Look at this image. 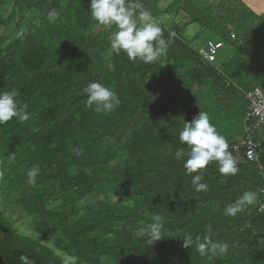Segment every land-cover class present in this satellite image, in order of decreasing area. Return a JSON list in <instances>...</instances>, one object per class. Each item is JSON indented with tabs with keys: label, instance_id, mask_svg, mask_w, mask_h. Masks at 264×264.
Listing matches in <instances>:
<instances>
[{
	"label": "trees",
	"instance_id": "1",
	"mask_svg": "<svg viewBox=\"0 0 264 264\" xmlns=\"http://www.w3.org/2000/svg\"><path fill=\"white\" fill-rule=\"evenodd\" d=\"M12 1L17 13L39 17L20 23L7 44L0 38V91L16 88L30 113L26 122L0 125V264H22L21 255L33 264H64L62 255L77 257L76 264H264V216L253 204L235 217L224 214L246 191L258 198L264 171L234 157L238 174L222 176L212 162L200 181L208 187L197 192L192 176L199 173L187 175L175 159L177 149L188 151L179 132L192 121L176 103L195 85L205 93L202 111L229 146L235 131L242 136L243 92L264 91V15L240 0H171L163 10L159 0H142L166 40L176 33L159 60L144 64L111 49V33L91 18L87 0ZM52 9L59 17L49 21ZM160 13L172 18L169 27ZM36 18L45 32L32 26ZM191 24L199 31L190 40L184 29ZM202 33L231 46L221 67L203 66L197 50L204 44L190 45ZM93 81L116 91L121 104L114 111L87 106L83 89ZM259 163L264 167V154ZM34 166L33 186L27 172ZM100 194L117 203L81 204ZM157 215L166 237L150 244L142 229ZM244 222L246 229L234 231ZM184 233L210 235L228 252L201 256L184 246Z\"/></svg>",
	"mask_w": 264,
	"mask_h": 264
},
{
	"label": "clouds",
	"instance_id": "2",
	"mask_svg": "<svg viewBox=\"0 0 264 264\" xmlns=\"http://www.w3.org/2000/svg\"><path fill=\"white\" fill-rule=\"evenodd\" d=\"M91 18L105 30L111 33L110 47L116 53H124L130 61H142L150 64L159 60L167 48L173 42L175 32H170L166 40L163 29L157 22L151 21V13L144 8L142 0H89ZM49 21L59 17V12L52 9L47 13ZM114 29V30H113ZM22 36L23 31L18 33ZM83 91L87 94L86 104L94 107L97 112L109 113L114 111L121 100L110 87L99 81L90 82ZM20 93L16 88L0 91V125H5L15 118L19 122H26L30 118L27 111L28 105L17 99ZM179 141L182 145L175 152V159L183 160V166L187 175L192 176V184L195 191L201 192L207 189V184L201 183L204 170L210 163L218 164V171L222 176H235L238 174L236 160L229 150L230 146L226 138L220 134L211 122L209 114L200 111L191 122H184L183 129L179 132ZM187 155V159L184 157ZM39 168L34 166L27 172L28 183L35 185ZM257 194L252 191L244 192L233 204L227 205L224 214L235 217L248 205L255 203ZM147 242L153 244L166 237L163 231V222L159 215L154 217V222L142 229ZM209 233L212 231L208 228ZM264 241V239H261ZM184 246H192L201 256L227 254L229 245L215 241L210 235L195 238L190 233H184ZM22 264H33L26 255L20 256ZM77 257L66 256L64 264H76Z\"/></svg>",
	"mask_w": 264,
	"mask_h": 264
},
{
	"label": "rangeland",
	"instance_id": "3",
	"mask_svg": "<svg viewBox=\"0 0 264 264\" xmlns=\"http://www.w3.org/2000/svg\"><path fill=\"white\" fill-rule=\"evenodd\" d=\"M89 2V0H87ZM171 0H159L158 2V7L160 10H163L166 5L170 2ZM162 12V11H161ZM34 16H38L34 11H26L24 15L22 13H17V7L13 4L12 0H2L0 3V17L3 20V25L0 26V38L4 39L6 44L12 40V38L15 35V32L17 31V26L20 23H23L24 20H30ZM161 16V17H160ZM160 20L161 18L164 19L167 23V26L169 27L171 25V17L169 16L168 18L166 16H163L162 13H160ZM39 17V16H38ZM184 21L186 20L183 17ZM38 18H36L32 26L37 28H41L42 32H45L48 28L45 23H40ZM95 31H98L99 29H94ZM185 35V34H184ZM186 37V35H185ZM209 40V41H220L217 37H215L212 33H202L200 37L196 40L191 41V46L193 48H198L201 47L204 43V41ZM45 45H49V42L47 39H45ZM222 48L218 51L215 60H214V66L217 68L221 67L223 63L226 62L227 59L231 57V46L228 43L223 42ZM260 55L258 58H260V61L264 64V48L260 50ZM188 95V94H187ZM194 95V96H193ZM205 95L204 90L202 91L200 86L195 85L193 87V90L189 95L186 97L184 94L180 100L176 103L178 112L180 116L184 118L186 121L193 120L194 117L198 115L200 111H202V106H203V101L201 98ZM236 132V133H235ZM234 138L238 139L241 135V133L238 134V131H235ZM259 133H263V128L259 131ZM263 135V134H261ZM233 138V139H234ZM106 198V199H105ZM108 201L110 203H117V199L112 198V197H105L104 195L100 194L95 196L94 198H86L81 201L82 205H93L95 206L98 202L102 201ZM122 204L124 205H130V202L124 201L122 198ZM18 207V206H17ZM19 215H22L21 222L23 225H25L29 230H33V221L28 218L23 216V213L19 212ZM40 240V239H38ZM49 243V241L47 240ZM62 255V254H61ZM63 258H65V255H62ZM98 264H112V261L109 258H103L102 260L98 261Z\"/></svg>",
	"mask_w": 264,
	"mask_h": 264
},
{
	"label": "built area",
	"instance_id": "4",
	"mask_svg": "<svg viewBox=\"0 0 264 264\" xmlns=\"http://www.w3.org/2000/svg\"><path fill=\"white\" fill-rule=\"evenodd\" d=\"M234 38L233 35L230 36ZM222 43L206 41L197 50V56L203 66H213L218 51L222 48ZM246 102V111L242 121V136H240L230 146V151L234 157L244 159L246 162L254 164L257 171L261 174L264 167L259 163V158L264 154V135L259 131L264 127V91L253 88L243 92ZM256 137V138H255ZM258 198L252 206L255 215L264 216V179L258 189ZM248 227L244 222L234 228V231L241 232Z\"/></svg>",
	"mask_w": 264,
	"mask_h": 264
},
{
	"label": "crops",
	"instance_id": "5",
	"mask_svg": "<svg viewBox=\"0 0 264 264\" xmlns=\"http://www.w3.org/2000/svg\"><path fill=\"white\" fill-rule=\"evenodd\" d=\"M240 1L249 9L254 11L256 14L261 16L264 15V0H240ZM198 31H199V27L195 24L188 25L184 29L186 37L190 40L194 38V36L198 33ZM258 59L260 61V58Z\"/></svg>",
	"mask_w": 264,
	"mask_h": 264
}]
</instances>
